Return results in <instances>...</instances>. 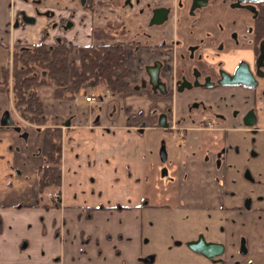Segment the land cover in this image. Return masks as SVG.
Here are the masks:
<instances>
[{
    "label": "crops",
    "instance_id": "obj_1",
    "mask_svg": "<svg viewBox=\"0 0 264 264\" xmlns=\"http://www.w3.org/2000/svg\"><path fill=\"white\" fill-rule=\"evenodd\" d=\"M71 1L77 5L84 17L83 26L92 35L91 14L82 8L79 0ZM45 2L0 0V44L41 41L76 46L90 44L91 41L78 43L69 38L71 31L66 32L64 25L68 24L67 20L75 25L72 10L64 12L66 19L59 24L53 12L55 7ZM79 25L82 24L79 22ZM20 27L22 33L16 35ZM3 67L5 64L1 73ZM137 72L132 71L130 64L132 80H136ZM87 91L90 89L83 90L75 100H60L54 96V86L42 87L40 96L47 125L29 123L27 130L21 132L14 127L0 129V264H62L57 259L61 241L53 237L63 226L65 218L60 215L67 209L101 208L105 184L101 183L102 179L116 188L113 190L136 188L140 199L150 207L194 213L205 210L221 213L230 208L232 194L228 175L218 168L213 156L207 159L209 150L218 149L214 142L223 144L227 138L224 131L203 129L199 125L189 128L184 149L179 151L181 159L174 158L164 164L157 155L159 137L165 131L158 126V121L167 112V98H158L147 89L135 90L125 98H111L109 91L91 90L89 95L94 93L100 100L88 103ZM106 102L116 103L113 113L109 107L103 108ZM0 107L1 112L8 110L15 122L21 119L11 93L0 94ZM46 127L63 131L62 185L47 189L61 194L58 206L54 201L45 202L43 195L47 190L40 194L39 171L45 164ZM23 132L28 133L27 138ZM165 167L167 174L162 173ZM97 181L100 184L96 185ZM22 212H31L33 216L27 220L13 219ZM54 212L60 215L50 220ZM41 217L46 218L45 223ZM43 235L52 237L57 245L48 249L41 244L43 247L36 248L32 242Z\"/></svg>",
    "mask_w": 264,
    "mask_h": 264
},
{
    "label": "flooded vegetation",
    "instance_id": "obj_2",
    "mask_svg": "<svg viewBox=\"0 0 264 264\" xmlns=\"http://www.w3.org/2000/svg\"><path fill=\"white\" fill-rule=\"evenodd\" d=\"M79 3L91 14L94 23L103 25L93 27L90 44H100L94 39V31L105 29L115 36L110 44L128 45V75L134 84L131 93L147 89L156 97L169 100L167 112L158 121L160 128L168 133L178 132L184 140L188 129L197 125L224 131L227 138L223 144L214 142L218 149L209 150L207 159L213 156L226 175L230 171L227 165L230 157L243 156L249 150L250 156L264 158V27H259L264 0H79ZM135 27L146 31L148 36L142 41L125 38ZM155 36L159 37L157 42ZM9 47L0 44V48L10 53ZM132 50L138 55L136 80L141 78L140 84L130 74ZM11 56V66L2 70L7 68L12 73L14 47ZM157 63L161 65L159 75L165 93L150 82L148 68ZM11 87L12 82L10 90L3 94H12ZM6 112L9 111L1 112L0 107V125ZM16 126L23 130L20 121L6 127ZM237 134L244 137L237 140ZM246 136L247 140H242ZM163 146L166 148L164 143ZM162 162L168 163V152L167 160ZM254 171L257 172L250 169L246 175L256 186ZM162 173L167 174L168 169L163 168ZM52 195L54 203H60L61 195ZM203 238L207 243H217ZM241 253H246L244 245Z\"/></svg>",
    "mask_w": 264,
    "mask_h": 264
},
{
    "label": "rangeland",
    "instance_id": "obj_3",
    "mask_svg": "<svg viewBox=\"0 0 264 264\" xmlns=\"http://www.w3.org/2000/svg\"><path fill=\"white\" fill-rule=\"evenodd\" d=\"M45 1L49 6L55 7L53 12L59 24L66 19L63 17L64 12L72 10V17L76 18L75 25L66 27V32L71 31L70 39L78 43L92 41L88 27L83 26L84 17L80 15L74 1ZM99 10L98 8L96 11ZM67 22L71 23L69 20ZM79 22L82 25H79ZM94 26L103 25L96 22ZM21 33L20 27L16 35ZM145 36H148L146 31L135 27L129 30L125 38L142 41ZM119 38L122 39V35ZM158 40L159 37L155 36L154 42ZM8 45L10 53L0 49V74L2 64L11 66V48L14 47L15 50L17 47V44ZM26 45L28 44L18 46ZM49 45L55 44L49 43ZM137 57L136 52L132 50L129 55L132 71L139 67ZM140 81L141 78L135 83L140 84ZM91 92V89L87 91L86 96ZM110 95L111 98H125L114 96L112 93ZM115 104L106 102L103 108L109 107L113 113ZM100 111L101 109H98L97 113L101 115ZM19 121L26 131L28 120L21 118ZM163 132L159 137L157 155L160 157L164 143L168 152V162L170 163L174 158L180 160L179 151L184 149V139L178 132ZM235 136L237 140L244 137L242 134ZM248 137L250 138L251 135ZM242 140H247V136ZM249 152L248 150L243 156L230 157L227 161L230 169L227 183L232 195L228 202L230 208L221 213L213 210L194 213L150 207L145 204V200L140 199V192L136 188L113 190L116 188H112L106 184L105 179H102L101 183L105 184L100 198L101 208L67 209L62 215L54 212V215L49 216L50 220L53 216L59 217V215L65 218L61 231L53 234L54 238L61 241L57 259L62 264H264V209L262 208L264 187L261 186L264 184V158L250 156ZM250 169L257 170L252 176L256 179V186L246 175ZM98 183L100 184V181L95 184ZM52 194V190L45 192L43 196L46 203L54 201ZM30 216H33L31 212H22L13 216V219L27 220L31 218ZM44 217H41L43 223L46 219ZM200 235L209 241L224 245L226 248L224 254L208 258L193 251L188 244ZM32 243H36V248H40L42 244L48 249L57 245L54 239L47 235L35 239ZM243 245L246 249L245 254L241 253ZM150 257L154 260L147 263L145 260Z\"/></svg>",
    "mask_w": 264,
    "mask_h": 264
},
{
    "label": "trees",
    "instance_id": "obj_4",
    "mask_svg": "<svg viewBox=\"0 0 264 264\" xmlns=\"http://www.w3.org/2000/svg\"><path fill=\"white\" fill-rule=\"evenodd\" d=\"M259 27H264V15ZM94 39L100 44L76 46L44 41L18 46L14 50L13 71L3 69L0 93L10 90L21 117L37 126H46L44 104L40 89L54 86V96L60 100H75L85 89L105 90L114 96L125 97L134 90L129 79L127 44L109 42L115 39L112 31L96 29ZM61 128L45 129V164L40 168V194L62 185ZM60 194V193H59ZM61 195V194H60ZM55 202V206H58ZM145 204H148L146 201Z\"/></svg>",
    "mask_w": 264,
    "mask_h": 264
},
{
    "label": "water",
    "instance_id": "obj_5",
    "mask_svg": "<svg viewBox=\"0 0 264 264\" xmlns=\"http://www.w3.org/2000/svg\"><path fill=\"white\" fill-rule=\"evenodd\" d=\"M239 2H246V1H262V0H238ZM160 64L157 63L155 66L153 67H149L148 71L150 73V82L151 84L154 86V88L157 87H161L163 92L164 91V84L160 82ZM14 123L12 117L10 116L9 112H6L4 114V116L1 119V125L0 128L2 127H6V126H12ZM165 127H167V124L162 123ZM15 129L18 132L22 131V128L20 126H16ZM23 137L27 138L28 137V133L25 132L23 133ZM161 158L162 161H166L167 160V152H166V148L163 146L162 150H161ZM189 247L195 251V252H199L205 256H207L208 258H214L216 256L221 255L224 252V246L222 244H218V243H207L206 240L201 237L198 241H192L189 244ZM211 251H214L213 253ZM154 258H148L146 260L147 263H151L153 262Z\"/></svg>",
    "mask_w": 264,
    "mask_h": 264
},
{
    "label": "built area",
    "instance_id": "obj_6",
    "mask_svg": "<svg viewBox=\"0 0 264 264\" xmlns=\"http://www.w3.org/2000/svg\"><path fill=\"white\" fill-rule=\"evenodd\" d=\"M99 98L100 97L98 95L93 93L92 95L87 96L85 99H86V102L88 103H95L98 100H100Z\"/></svg>",
    "mask_w": 264,
    "mask_h": 264
}]
</instances>
